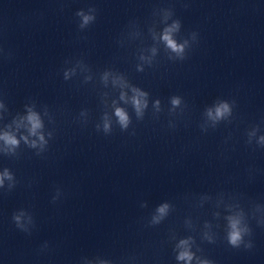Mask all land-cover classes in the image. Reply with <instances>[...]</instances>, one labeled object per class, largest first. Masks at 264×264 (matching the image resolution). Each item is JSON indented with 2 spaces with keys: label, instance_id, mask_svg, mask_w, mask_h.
I'll return each instance as SVG.
<instances>
[{
  "label": "clouds",
  "instance_id": "obj_1",
  "mask_svg": "<svg viewBox=\"0 0 264 264\" xmlns=\"http://www.w3.org/2000/svg\"><path fill=\"white\" fill-rule=\"evenodd\" d=\"M96 9L94 7H89L87 10L79 9L76 11L75 16L79 18L78 28L82 31L86 29L89 25L95 22L96 20ZM180 20L174 22L173 26L169 29L165 30L163 39L167 44V47L171 49L173 53H176L177 57L180 60H184L186 57V46H188V41L185 40L184 43L178 44L173 38L171 33L175 30H178L180 27ZM193 38H195L196 33H192ZM77 64L82 63V61H77ZM138 72H143L144 69L142 67L137 68ZM68 71H64V79L68 80ZM108 77V73L104 74L103 79L106 81ZM113 84H118L121 88H129L133 95L131 96V105L134 109V112L137 118L142 119L144 115V110L148 107V100L147 97L149 93L147 91L141 90L140 87L129 84V82L122 76L117 75L113 79ZM120 99L126 100V94L124 92L120 93ZM115 103V102H114ZM160 99L155 100L154 106L156 107L157 111L160 110ZM181 103V98L178 95H174L171 98V104L173 110L178 107ZM234 103V102H233ZM2 106V105H0ZM86 114L85 111L81 112V115ZM206 116L209 121H211L210 127L215 129L218 125L222 122L231 123L232 120L230 119L233 115V109L229 102L227 101H219L213 107L206 109ZM115 117L117 118V123L121 131H127L129 125L132 123L131 118L128 112L121 107L115 108ZM27 124L29 127V133L32 136H38L40 141L41 150L47 144V141L44 138V135L40 134L38 130L43 127L40 115L32 110L31 107L28 108V114L26 116ZM103 132L105 135L111 134L112 126L108 120L107 115L103 117ZM203 132H207L208 128L204 127L203 125L200 126ZM96 130L100 131V125H96ZM257 131H260L259 126H255L252 132L247 133L248 139L247 143L249 145L252 144L251 137L255 135ZM134 134V133H133ZM51 135V134H49ZM25 142H27V137L23 138ZM0 141H3L4 147L0 148V152H2L5 156H14L15 149L19 146V140L16 138L15 135L11 134L10 132H4L0 134ZM256 145L264 148V135H260L256 141ZM30 147H37V142L33 140L30 144ZM39 155V153L37 154ZM5 180L9 181L8 185L5 186ZM17 181L15 179L14 173L8 169L4 168L2 174H0V189L7 187L9 191H11ZM55 201V198H53ZM141 207H147V204L144 203ZM172 205L169 202H162L156 208L155 212L152 215L150 225L155 226L159 225L169 214ZM12 221L14 222L15 226L20 229L21 231L31 234V228L34 227V219L30 212L26 211L25 209H20L15 211L12 214ZM241 221L239 218H230V229L226 234L225 239L227 240L228 244L233 248H239L241 245H244L245 248H250L251 243H246L244 237L246 235H250L251 230L245 226H240ZM206 240L209 243H214L215 239L212 237L206 236ZM191 243H194L192 237H188L187 239H181L176 247L179 249L178 255L176 259L178 261H185L186 264H191V261L194 258V252L191 251ZM44 247H47V243H45ZM199 264H214V262L210 259H203L199 261Z\"/></svg>",
  "mask_w": 264,
  "mask_h": 264
}]
</instances>
